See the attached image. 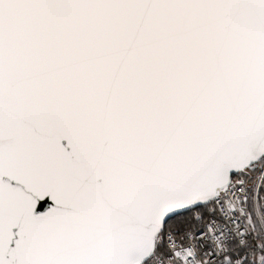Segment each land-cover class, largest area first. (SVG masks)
<instances>
[{"label": "snow or ice", "instance_id": "snow-or-ice-1", "mask_svg": "<svg viewBox=\"0 0 264 264\" xmlns=\"http://www.w3.org/2000/svg\"><path fill=\"white\" fill-rule=\"evenodd\" d=\"M0 264H264V0H0Z\"/></svg>", "mask_w": 264, "mask_h": 264}]
</instances>
